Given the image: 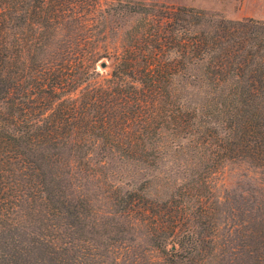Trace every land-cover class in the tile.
Wrapping results in <instances>:
<instances>
[{"label": "trees", "instance_id": "trees-1", "mask_svg": "<svg viewBox=\"0 0 264 264\" xmlns=\"http://www.w3.org/2000/svg\"><path fill=\"white\" fill-rule=\"evenodd\" d=\"M119 4L0 0V264H264V191L221 200L210 184L226 161L264 171V21ZM179 153L193 159L163 195L116 188L117 219L75 192L93 155Z\"/></svg>", "mask_w": 264, "mask_h": 264}, {"label": "rangeland", "instance_id": "rangeland-1", "mask_svg": "<svg viewBox=\"0 0 264 264\" xmlns=\"http://www.w3.org/2000/svg\"><path fill=\"white\" fill-rule=\"evenodd\" d=\"M103 9L111 10L114 6H120V2H142L147 5H173L193 7L211 13L220 14L228 19L240 20L243 18H255L264 21V0H99ZM113 25L120 27L119 18H109ZM140 18L131 22L136 27ZM123 31L116 28V34H109L111 47L120 45ZM113 57L103 59L97 64L100 73L98 81L106 83L113 71ZM185 157L180 153L162 161L157 167L145 168L142 165L124 166L121 162L112 160L105 165L97 163V157L92 156L91 173H82L76 180L75 192L85 195L90 201L92 209L96 212L100 221L117 219L114 216L115 207L112 204V196L116 188L123 186L125 189L136 185L143 191H150L155 195H163L167 188L171 187L177 177H182V168ZM214 195L224 200L227 195L236 194L248 190L264 191V171L248 163L238 161H226L210 178ZM137 242L144 248H150L145 235V230L140 225L136 227L134 235ZM156 255V254H154Z\"/></svg>", "mask_w": 264, "mask_h": 264}]
</instances>
